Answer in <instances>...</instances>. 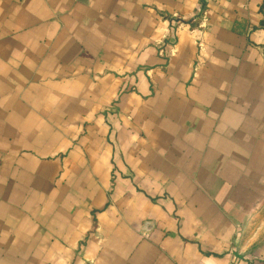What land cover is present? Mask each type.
<instances>
[{
	"label": "crops",
	"instance_id": "obj_1",
	"mask_svg": "<svg viewBox=\"0 0 264 264\" xmlns=\"http://www.w3.org/2000/svg\"><path fill=\"white\" fill-rule=\"evenodd\" d=\"M0 264H264V0H0Z\"/></svg>",
	"mask_w": 264,
	"mask_h": 264
},
{
	"label": "built area",
	"instance_id": "obj_2",
	"mask_svg": "<svg viewBox=\"0 0 264 264\" xmlns=\"http://www.w3.org/2000/svg\"><path fill=\"white\" fill-rule=\"evenodd\" d=\"M245 1H251V0H245ZM153 224L150 221H147L144 223L143 231L145 234H149L152 231Z\"/></svg>",
	"mask_w": 264,
	"mask_h": 264
}]
</instances>
